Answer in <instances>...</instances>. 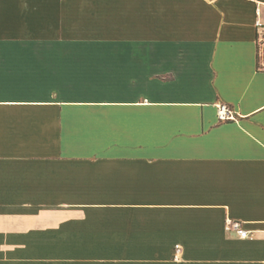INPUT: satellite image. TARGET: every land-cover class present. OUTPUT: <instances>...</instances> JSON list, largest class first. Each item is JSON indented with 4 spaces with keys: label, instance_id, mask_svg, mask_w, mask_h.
<instances>
[{
    "label": "crops",
    "instance_id": "crops-1",
    "mask_svg": "<svg viewBox=\"0 0 264 264\" xmlns=\"http://www.w3.org/2000/svg\"><path fill=\"white\" fill-rule=\"evenodd\" d=\"M257 21L264 0H0V264H264Z\"/></svg>",
    "mask_w": 264,
    "mask_h": 264
},
{
    "label": "built area",
    "instance_id": "built-area-1",
    "mask_svg": "<svg viewBox=\"0 0 264 264\" xmlns=\"http://www.w3.org/2000/svg\"><path fill=\"white\" fill-rule=\"evenodd\" d=\"M256 27L258 30V46L260 52L264 50V24L260 21H257ZM218 117L221 122L232 121L235 120L236 114L235 112L226 104L218 105ZM227 231H235L238 236L243 239L249 237L250 232L242 228V225L239 222H234L228 220L226 223ZM179 251V250H178Z\"/></svg>",
    "mask_w": 264,
    "mask_h": 264
}]
</instances>
